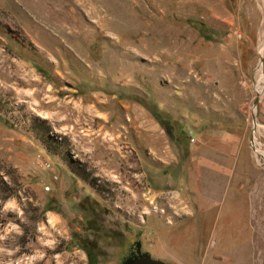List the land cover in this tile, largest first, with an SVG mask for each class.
<instances>
[{"label":"rangeland","instance_id":"rangeland-1","mask_svg":"<svg viewBox=\"0 0 264 264\" xmlns=\"http://www.w3.org/2000/svg\"><path fill=\"white\" fill-rule=\"evenodd\" d=\"M151 261L264 264V0H0V264Z\"/></svg>","mask_w":264,"mask_h":264},{"label":"water","instance_id":"water-1","mask_svg":"<svg viewBox=\"0 0 264 264\" xmlns=\"http://www.w3.org/2000/svg\"><path fill=\"white\" fill-rule=\"evenodd\" d=\"M252 118H253V122H255V117L253 116ZM142 264H144V263H142ZM150 264H161V263L158 261H151Z\"/></svg>","mask_w":264,"mask_h":264},{"label":"trees","instance_id":"trees-1","mask_svg":"<svg viewBox=\"0 0 264 264\" xmlns=\"http://www.w3.org/2000/svg\"><path fill=\"white\" fill-rule=\"evenodd\" d=\"M86 254H87L88 259L92 258L91 255L87 252V250H86Z\"/></svg>","mask_w":264,"mask_h":264},{"label":"bare ground","instance_id":"bare-ground-1","mask_svg":"<svg viewBox=\"0 0 264 264\" xmlns=\"http://www.w3.org/2000/svg\"><path fill=\"white\" fill-rule=\"evenodd\" d=\"M260 67H261V69H262L263 65H261ZM261 69H260V70H261ZM261 71H262V70H261ZM261 81H262V80H261ZM254 125H255V127H257V124H256L255 122H254Z\"/></svg>","mask_w":264,"mask_h":264}]
</instances>
